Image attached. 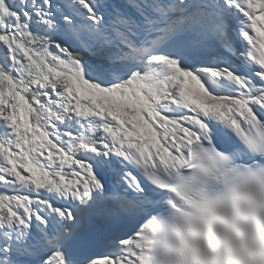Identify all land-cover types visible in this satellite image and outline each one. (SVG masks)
I'll return each mask as SVG.
<instances>
[{
	"label": "snow or ice",
	"instance_id": "1",
	"mask_svg": "<svg viewBox=\"0 0 264 264\" xmlns=\"http://www.w3.org/2000/svg\"><path fill=\"white\" fill-rule=\"evenodd\" d=\"M0 264H264V0H0Z\"/></svg>",
	"mask_w": 264,
	"mask_h": 264
},
{
	"label": "clouds",
	"instance_id": "2",
	"mask_svg": "<svg viewBox=\"0 0 264 264\" xmlns=\"http://www.w3.org/2000/svg\"><path fill=\"white\" fill-rule=\"evenodd\" d=\"M245 182V176L243 174L237 175L231 185L230 194L241 195V188Z\"/></svg>",
	"mask_w": 264,
	"mask_h": 264
}]
</instances>
